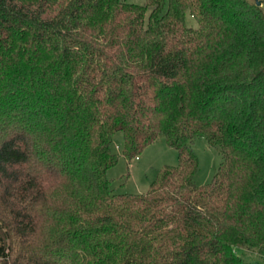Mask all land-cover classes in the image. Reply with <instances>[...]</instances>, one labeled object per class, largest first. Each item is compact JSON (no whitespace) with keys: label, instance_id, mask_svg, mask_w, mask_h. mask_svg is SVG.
I'll use <instances>...</instances> for the list:
<instances>
[{"label":"trees","instance_id":"trees-1","mask_svg":"<svg viewBox=\"0 0 264 264\" xmlns=\"http://www.w3.org/2000/svg\"><path fill=\"white\" fill-rule=\"evenodd\" d=\"M258 3L0 0V264H264ZM116 133L177 165L114 193ZM197 138L220 153L204 186Z\"/></svg>","mask_w":264,"mask_h":264},{"label":"rangeland","instance_id":"rangeland-1","mask_svg":"<svg viewBox=\"0 0 264 264\" xmlns=\"http://www.w3.org/2000/svg\"><path fill=\"white\" fill-rule=\"evenodd\" d=\"M127 3L143 5L146 0H122ZM264 6V0H255ZM190 21V19H189ZM112 149L117 155L116 164L107 172L110 188L116 194L143 195L156 179L160 170L166 166H176L177 152L169 148L163 139L148 146L138 155V159L127 160L123 156V134L116 133L113 137ZM193 149L199 159V171L195 177L198 186L209 184L220 163V153L217 148L208 146L204 138H197ZM242 260L248 264H263L262 259L250 252H241Z\"/></svg>","mask_w":264,"mask_h":264},{"label":"built area","instance_id":"built-area-1","mask_svg":"<svg viewBox=\"0 0 264 264\" xmlns=\"http://www.w3.org/2000/svg\"><path fill=\"white\" fill-rule=\"evenodd\" d=\"M138 158H136L135 160H137Z\"/></svg>","mask_w":264,"mask_h":264},{"label":"water","instance_id":"water-1","mask_svg":"<svg viewBox=\"0 0 264 264\" xmlns=\"http://www.w3.org/2000/svg\"><path fill=\"white\" fill-rule=\"evenodd\" d=\"M257 4H259V3L257 2Z\"/></svg>","mask_w":264,"mask_h":264}]
</instances>
